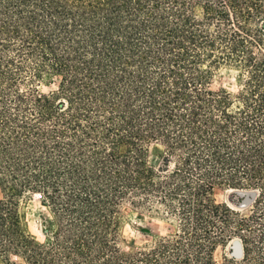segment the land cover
Listing matches in <instances>:
<instances>
[{
  "label": "trees",
  "instance_id": "16d2710c",
  "mask_svg": "<svg viewBox=\"0 0 264 264\" xmlns=\"http://www.w3.org/2000/svg\"><path fill=\"white\" fill-rule=\"evenodd\" d=\"M0 189V264H264V0H0ZM126 204L167 234L123 250Z\"/></svg>",
  "mask_w": 264,
  "mask_h": 264
},
{
  "label": "rangeland",
  "instance_id": "374dc122",
  "mask_svg": "<svg viewBox=\"0 0 264 264\" xmlns=\"http://www.w3.org/2000/svg\"><path fill=\"white\" fill-rule=\"evenodd\" d=\"M237 73L230 69H222L218 72L213 88L215 90L225 87L232 91L238 88L236 80ZM233 190V191H232ZM237 189H217L216 199L220 203H227L235 208L244 205L245 200H241L239 204L232 199ZM0 189V199L2 198ZM21 208L24 213L26 224L29 231L39 240L45 239V229L51 221L49 209L42 203L39 195L27 194L21 199ZM123 224H122V241L121 248L128 251L132 248H141L151 245L155 240L167 234L169 225L165 220V214L160 207L148 209L145 207H136L130 204L124 205L123 208ZM234 253V245L226 248H218L215 253V259L218 263H222L226 256H232ZM234 256V255H233ZM11 264H24L20 258H13Z\"/></svg>",
  "mask_w": 264,
  "mask_h": 264
},
{
  "label": "water",
  "instance_id": "95a60500",
  "mask_svg": "<svg viewBox=\"0 0 264 264\" xmlns=\"http://www.w3.org/2000/svg\"><path fill=\"white\" fill-rule=\"evenodd\" d=\"M233 191V190H232ZM236 193H240V194H247L248 192H243V191H240V190H236ZM248 200H247V198H246V202H247ZM247 203H245L244 205H240V206H238V207H245V206H247L246 205ZM236 256V257H240V255H241V250H240V248L236 245V244H234V253L232 254V256Z\"/></svg>",
  "mask_w": 264,
  "mask_h": 264
},
{
  "label": "bare ground",
  "instance_id": "6f19581e",
  "mask_svg": "<svg viewBox=\"0 0 264 264\" xmlns=\"http://www.w3.org/2000/svg\"><path fill=\"white\" fill-rule=\"evenodd\" d=\"M240 194V193H239ZM245 195V194H244ZM252 198V197H251ZM249 201V200H248ZM251 201H253V199H251Z\"/></svg>",
  "mask_w": 264,
  "mask_h": 264
}]
</instances>
